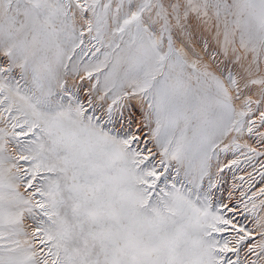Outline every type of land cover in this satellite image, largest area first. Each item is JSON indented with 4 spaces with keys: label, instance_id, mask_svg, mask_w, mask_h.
<instances>
[{
    "label": "snow or ice",
    "instance_id": "6c2138e0",
    "mask_svg": "<svg viewBox=\"0 0 264 264\" xmlns=\"http://www.w3.org/2000/svg\"><path fill=\"white\" fill-rule=\"evenodd\" d=\"M0 264H264V0H0Z\"/></svg>",
    "mask_w": 264,
    "mask_h": 264
}]
</instances>
